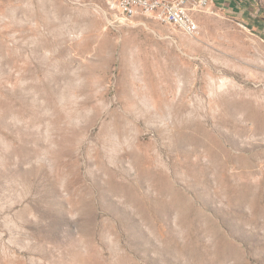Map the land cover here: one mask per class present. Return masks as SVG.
<instances>
[{
  "label": "rangeland",
  "instance_id": "374dc122",
  "mask_svg": "<svg viewBox=\"0 0 264 264\" xmlns=\"http://www.w3.org/2000/svg\"><path fill=\"white\" fill-rule=\"evenodd\" d=\"M108 0H0V264H264V36Z\"/></svg>",
  "mask_w": 264,
  "mask_h": 264
},
{
  "label": "built area",
  "instance_id": "2783aa9c",
  "mask_svg": "<svg viewBox=\"0 0 264 264\" xmlns=\"http://www.w3.org/2000/svg\"><path fill=\"white\" fill-rule=\"evenodd\" d=\"M111 8L131 18L149 15L161 23L174 25L189 36H197L200 26L195 12L204 9L207 0H108ZM246 28L243 23H239Z\"/></svg>",
  "mask_w": 264,
  "mask_h": 264
},
{
  "label": "crops",
  "instance_id": "0c3cea01",
  "mask_svg": "<svg viewBox=\"0 0 264 264\" xmlns=\"http://www.w3.org/2000/svg\"><path fill=\"white\" fill-rule=\"evenodd\" d=\"M204 9L234 18L264 36V0H207Z\"/></svg>",
  "mask_w": 264,
  "mask_h": 264
}]
</instances>
